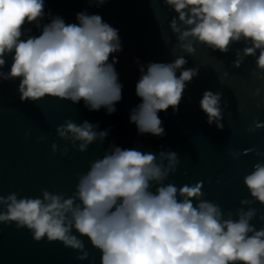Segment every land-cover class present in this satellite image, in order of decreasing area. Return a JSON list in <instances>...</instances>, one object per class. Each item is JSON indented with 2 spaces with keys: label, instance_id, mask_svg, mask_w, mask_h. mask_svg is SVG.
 <instances>
[{
  "label": "clouds",
  "instance_id": "9594fccd",
  "mask_svg": "<svg viewBox=\"0 0 264 264\" xmlns=\"http://www.w3.org/2000/svg\"><path fill=\"white\" fill-rule=\"evenodd\" d=\"M87 2L100 7L107 0ZM161 2L170 14L171 37L164 43H171L174 59L146 66L136 59L140 76L135 94L140 103L131 109L129 122L137 133L166 135L159 113L169 108L179 113L184 93L200 73L199 65L187 67V57L195 58L200 49L234 53L230 69H240L252 57L250 76L258 86L248 95L257 109L264 106V0ZM75 20L66 22L53 14L46 0H0V83L19 81L21 103L46 98L72 105L83 102L89 112L103 108L112 115L123 89L116 69V54L123 50L119 29L86 10L76 13ZM218 64L223 82L230 71L223 60ZM229 106L221 91L206 89L199 100L206 123L220 131ZM238 111H244L243 102ZM98 128L88 120H64L55 133L65 146L51 143L52 154L64 157L70 149L85 153L93 143L103 144L109 130ZM261 129L264 122L253 117L246 132L254 135ZM30 136L25 132V138ZM46 139L42 133L36 141ZM159 147L153 153L110 144L89 162L86 172L76 173L70 194L47 188L38 196L0 194V224L27 229L37 243L59 242L76 253V260L89 264H96V256L85 238L99 253V264H264V150L227 148L233 161L254 154L257 162L242 177L250 198L241 199L235 211H225L207 199L204 181L180 186L171 181L180 155ZM256 203L261 209L252 206Z\"/></svg>",
  "mask_w": 264,
  "mask_h": 264
},
{
  "label": "water",
  "instance_id": "95a60500",
  "mask_svg": "<svg viewBox=\"0 0 264 264\" xmlns=\"http://www.w3.org/2000/svg\"><path fill=\"white\" fill-rule=\"evenodd\" d=\"M46 8L70 23L76 22V13L86 10L101 15L105 22L119 29L123 50L116 54V69L123 84L122 100L116 104V112L112 115L106 114L103 108L89 112L83 102L72 105L69 101L46 98L35 104L21 103L17 92L19 81L0 83V194L19 192L21 196H38L42 188L70 194L76 183V173L86 172L89 162L114 143L153 153L160 151V145L176 151L181 163L177 173L169 179L178 186L204 181L207 199L218 202L225 211H235L241 199L250 198L242 177L252 170L257 157L249 154L233 161L227 148L243 151L259 146L264 150V129L254 135L246 132L253 117L264 122V106L257 109L256 101L248 95L258 86L250 76L254 67L252 57L247 58L240 69L228 67L234 53L221 55L200 49L195 58L187 57V67L199 65L200 73L184 93L178 114H173L171 108L167 113H159L166 135L163 138L139 135L136 126L129 122L131 109L140 103L135 94L140 76L136 59L145 66L150 61L171 62L174 59L171 43H164L171 37L167 25L170 14L161 0H107L100 7H89L87 0H46ZM219 60H223L224 68L230 71V77L223 82L218 71ZM10 63L9 58L8 66ZM7 70L6 66L4 71ZM206 89L223 92L224 99L229 101L230 106L224 112L223 131L215 125L209 126L199 108V100ZM241 102L243 112L238 111ZM66 119L98 123V130L107 129L109 134L103 144L93 143L85 153L70 149L67 156L53 155L51 143L61 148L65 146V142L57 138L55 128ZM25 132H30L31 136L25 138ZM42 133L47 134V139L38 143L36 138ZM217 179L221 180L219 185L215 183ZM252 206L261 209L259 203ZM253 223L258 228L261 226L258 220ZM85 243L99 264V253L91 248L86 238ZM75 256L73 250L64 248L59 242L37 243L27 229L17 230L14 224H0V264H89L87 260H76Z\"/></svg>",
  "mask_w": 264,
  "mask_h": 264
}]
</instances>
